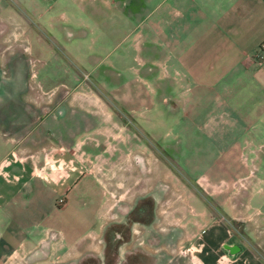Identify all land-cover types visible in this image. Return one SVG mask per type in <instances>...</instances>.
<instances>
[{"label": "rangeland", "instance_id": "1", "mask_svg": "<svg viewBox=\"0 0 264 264\" xmlns=\"http://www.w3.org/2000/svg\"><path fill=\"white\" fill-rule=\"evenodd\" d=\"M158 1L0 0V151L46 153L62 129L75 128L72 116H89L99 156L84 163L117 202L90 239L93 250L64 249L61 230L52 228L32 237L31 252L14 250L0 264H205L221 223L228 244L264 262V140L248 146V171L230 189H207L205 175L186 174L113 92L123 77L108 68L122 69L126 44L123 32L112 33L121 22L116 10H139L138 21ZM61 117L68 128H51Z\"/></svg>", "mask_w": 264, "mask_h": 264}, {"label": "crops", "instance_id": "2", "mask_svg": "<svg viewBox=\"0 0 264 264\" xmlns=\"http://www.w3.org/2000/svg\"><path fill=\"white\" fill-rule=\"evenodd\" d=\"M116 11L121 22L112 33L123 32L126 44L118 53L122 69L108 68L123 77L113 92L186 174L205 175L207 189H230L248 171V146L264 140V0H159L138 21L139 10ZM72 117L75 128L62 117L48 120L51 128L68 129L46 153L31 147L8 156L1 148L0 260L14 250L31 252L32 237L52 228L61 230L64 249L91 251L106 209L117 204L84 163L99 156L90 117ZM61 196L66 201L59 206ZM215 229L222 238L205 264H264L255 252L246 256L243 247L226 242V223Z\"/></svg>", "mask_w": 264, "mask_h": 264}, {"label": "built area", "instance_id": "3", "mask_svg": "<svg viewBox=\"0 0 264 264\" xmlns=\"http://www.w3.org/2000/svg\"><path fill=\"white\" fill-rule=\"evenodd\" d=\"M262 50H264V42L263 43H261V51ZM262 55V52H259L258 54H257V56L260 58V56Z\"/></svg>", "mask_w": 264, "mask_h": 264}]
</instances>
